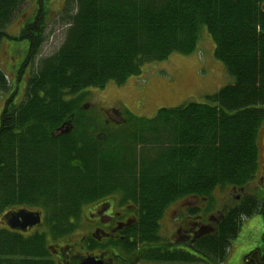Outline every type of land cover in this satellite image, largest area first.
Wrapping results in <instances>:
<instances>
[{
    "label": "trees",
    "instance_id": "obj_1",
    "mask_svg": "<svg viewBox=\"0 0 264 264\" xmlns=\"http://www.w3.org/2000/svg\"><path fill=\"white\" fill-rule=\"evenodd\" d=\"M27 1L0 0V47L3 38L24 39L22 62L36 64L19 103L0 65V95L9 90L0 116V213L32 205L68 226L69 216L78 219L86 202L115 189L139 215L132 241L117 244L127 256L124 264H223L243 218L264 214L263 198L245 191L256 177V138L264 119V0H63L64 38L37 63L49 0H34L35 15L17 38L5 32ZM203 27L214 42V58L233 82L203 103L161 108L153 118L132 115L137 124L127 121L122 137L108 130L106 149L116 154L92 153L103 147L92 137L86 144L80 109L86 89L120 85L147 63L192 53ZM63 123L67 130L56 134ZM146 127L159 134L153 141L162 149L149 159L136 154L138 143H151ZM119 139L127 142L124 154L123 146H115ZM216 187L242 193L217 210L212 227L195 226L182 245L159 236L158 221L170 203L196 197L205 201V213L212 211ZM44 244L41 235L0 228V264H12L18 255L37 258ZM260 251L249 252L247 264L258 256L264 264Z\"/></svg>",
    "mask_w": 264,
    "mask_h": 264
},
{
    "label": "rangeland",
    "instance_id": "obj_2",
    "mask_svg": "<svg viewBox=\"0 0 264 264\" xmlns=\"http://www.w3.org/2000/svg\"><path fill=\"white\" fill-rule=\"evenodd\" d=\"M48 3L44 18V39L40 47H38L35 63H37L39 58L53 54L64 38L66 22L61 20L63 0H49ZM35 12L36 4L34 0H28L16 10L12 21L5 27V32L9 36L17 38L23 23L27 22L31 16H34ZM213 50L214 42L205 27H203L197 46L192 53L186 55L172 53L165 60L147 63L142 66L139 75L128 77L120 85L108 82L103 88L93 87L86 89L83 95L84 99L80 102V106L86 104L82 110L87 123L84 122L86 131L92 132L94 129L92 133H95L97 127L103 128L104 119L112 124L113 120L119 118V114L114 111L115 108L116 110L118 109L125 122L129 121L135 125L137 123L132 115L153 118L158 116V110L161 108L168 109L187 102L203 103L206 101V95H211L220 87L233 82V78L226 73L223 63L214 58ZM25 51L26 41L24 39L6 37L1 41L0 65L7 74L10 84L9 90L16 92L14 103H19L23 100L25 94L24 81L36 68V64L30 62L25 64L22 62ZM9 90L0 95V116L5 104L6 93ZM94 117L97 119L96 122L92 119ZM122 121H114L116 123L112 124L113 126H108L112 132L118 130L119 138L123 135L124 124ZM129 127L133 126L129 124ZM146 131L151 143H146L145 145L138 143L136 145V154L138 157L144 154L145 158L149 159L159 154L162 149L159 143L156 144L153 141L158 134L155 129L146 127ZM91 132L89 133L91 134ZM161 133L166 138L168 128L165 126L164 130L161 129ZM165 141L162 143L164 146L168 143ZM256 143V177L249 183L245 191L260 196L264 192V119L261 121ZM129 145H132V143H129ZM115 146L124 147V151L119 154L126 153L127 142L123 139H119ZM106 154L112 155L116 154V152L110 148ZM110 158L115 160L113 157ZM134 159L133 155L132 160ZM156 164L157 162L154 163V168ZM241 193V191L231 187H216L212 192L215 198V207L208 212L214 213V215L217 214V210L230 204L233 198L239 197ZM189 198L192 197H184L178 201L183 202L189 200ZM196 203L197 205L204 204L206 207V203L203 200L196 201ZM174 208L176 210L174 203H170L158 221L160 225L158 234L167 241H172L175 235H177L175 238L177 240L180 235L175 233L177 220L174 219ZM203 212L205 213V209ZM263 246L264 214L257 213L250 217H245L236 237L231 241L223 264H246L245 256L255 248H261L262 250Z\"/></svg>",
    "mask_w": 264,
    "mask_h": 264
},
{
    "label": "flooded vegetation",
    "instance_id": "obj_3",
    "mask_svg": "<svg viewBox=\"0 0 264 264\" xmlns=\"http://www.w3.org/2000/svg\"><path fill=\"white\" fill-rule=\"evenodd\" d=\"M86 104L81 105L80 109ZM80 110V111H81ZM115 113L119 114L117 120H113L112 124L123 120L122 115L115 108ZM95 122L97 119L92 118ZM86 123V119H81ZM103 121V119H102ZM116 121V122H114ZM125 125V119L122 121ZM87 124V123H86ZM110 122L104 119L103 128L97 127L96 132L91 134L86 132V144L92 139L93 143L102 146L103 148L91 151L92 153H106V140L108 137V130L113 126ZM68 128V127H67ZM63 129L61 131H66ZM73 128L72 123L69 126V130ZM85 129V128H84ZM100 134L103 135L101 139H97ZM91 156L90 154L85 157ZM106 161V160H104ZM78 165L81 162L78 161ZM105 188V189H111ZM115 189L105 191L97 195L96 198L86 202L82 211L79 213L78 219L75 216H69L67 220L68 226L64 223L57 225V216L45 212L42 208L35 206H16L8 208L0 213V228L10 233H15L23 237H32L35 235H41L45 238V244L42 245L44 252L37 258L32 259L31 256H15L12 264H31L30 261H37L33 264H80L86 258H93L95 261H100L101 264H124L127 256L121 253L118 248V243L131 242L132 231L137 223L138 219V207L132 204L131 201L124 202L122 197L117 194ZM264 200V192L260 195ZM196 201L199 200L196 197L189 198L183 202L175 201L174 207L176 219L175 233L180 234L176 240L175 235L172 238L171 243L186 244L191 239L192 230L197 225H206L212 227L214 224L215 215L211 212L204 213L205 205H197ZM194 205H193V203ZM192 203V204H191ZM189 204V205H187ZM181 205V206H180ZM203 205V206H202ZM26 209L38 213L39 222L27 226L25 229L13 228L9 225L8 218L12 211L18 209ZM179 208V209H178ZM198 208L199 213H187L191 209ZM178 209V210H177ZM34 221L37 216L32 214ZM178 216V218H177ZM204 219L205 222L201 220ZM64 227V228H63ZM63 228V229H62ZM183 243L181 244L180 242ZM187 247L186 245H183ZM129 245H127L128 249ZM261 250V248H260ZM264 255V246L260 251ZM91 255V256H88ZM97 257V258H96ZM253 261L251 264H258L261 259ZM7 264V263H2ZM247 264V260H246Z\"/></svg>",
    "mask_w": 264,
    "mask_h": 264
},
{
    "label": "water",
    "instance_id": "obj_4",
    "mask_svg": "<svg viewBox=\"0 0 264 264\" xmlns=\"http://www.w3.org/2000/svg\"><path fill=\"white\" fill-rule=\"evenodd\" d=\"M65 123L61 125L63 127ZM60 132H65V131H60ZM59 133V132H58ZM32 214H35L37 216H34L36 220L32 218ZM9 225L13 228H21L25 229L27 226L32 225L36 222H39V217L38 213L29 211L26 209H18L15 211H12L9 216H7ZM80 264H101L100 261H95L93 258H86L84 259Z\"/></svg>",
    "mask_w": 264,
    "mask_h": 264
},
{
    "label": "bare ground",
    "instance_id": "obj_5",
    "mask_svg": "<svg viewBox=\"0 0 264 264\" xmlns=\"http://www.w3.org/2000/svg\"><path fill=\"white\" fill-rule=\"evenodd\" d=\"M88 256H91V255H88ZM97 258V257H96ZM96 260V259H95Z\"/></svg>",
    "mask_w": 264,
    "mask_h": 264
}]
</instances>
